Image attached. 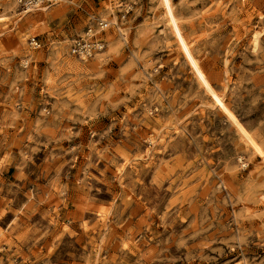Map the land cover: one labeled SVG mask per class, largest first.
Wrapping results in <instances>:
<instances>
[{
  "label": "rangeland",
  "instance_id": "1",
  "mask_svg": "<svg viewBox=\"0 0 264 264\" xmlns=\"http://www.w3.org/2000/svg\"><path fill=\"white\" fill-rule=\"evenodd\" d=\"M170 2L217 99L160 0H0V264H264V0Z\"/></svg>",
  "mask_w": 264,
  "mask_h": 264
},
{
  "label": "bare ground",
  "instance_id": "2",
  "mask_svg": "<svg viewBox=\"0 0 264 264\" xmlns=\"http://www.w3.org/2000/svg\"><path fill=\"white\" fill-rule=\"evenodd\" d=\"M160 3L164 9V16L166 21L169 24L170 30L172 32L173 37L175 38L180 51L182 52L185 60L190 66V70H192L193 75L197 79L200 86H202L203 90L212 98L217 99L218 95L212 88V85L209 83L207 77L205 76L203 70L199 67L198 63L196 62L195 58L192 56L191 51L189 49V45L187 44L183 34L178 26L177 19L173 14L172 5L170 0H160ZM163 11V10H162ZM166 22V23H167ZM160 30V29H159ZM161 31V30H160ZM258 31V30H257ZM123 36V35H122ZM259 33L255 32L252 35V44L255 47L258 42ZM124 39V38H123ZM201 65V64H200Z\"/></svg>",
  "mask_w": 264,
  "mask_h": 264
},
{
  "label": "built area",
  "instance_id": "3",
  "mask_svg": "<svg viewBox=\"0 0 264 264\" xmlns=\"http://www.w3.org/2000/svg\"><path fill=\"white\" fill-rule=\"evenodd\" d=\"M51 1L52 0H26V3L39 5V4H43V3L51 2ZM99 25L101 26L102 23H99ZM92 33H91V30H89L86 33L87 37L89 38H87L86 40L82 39L79 42H77V44L74 45L73 51L79 54L80 56H91L95 50L100 49L102 47L101 42L97 39H93V38L90 39V37L94 35ZM32 44L37 45L35 41H32Z\"/></svg>",
  "mask_w": 264,
  "mask_h": 264
}]
</instances>
